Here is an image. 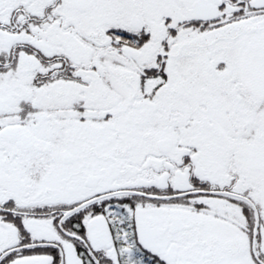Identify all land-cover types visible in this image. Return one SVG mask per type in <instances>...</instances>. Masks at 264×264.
<instances>
[{"label": "snow or ice", "instance_id": "1", "mask_svg": "<svg viewBox=\"0 0 264 264\" xmlns=\"http://www.w3.org/2000/svg\"><path fill=\"white\" fill-rule=\"evenodd\" d=\"M0 264H264V0H0Z\"/></svg>", "mask_w": 264, "mask_h": 264}]
</instances>
